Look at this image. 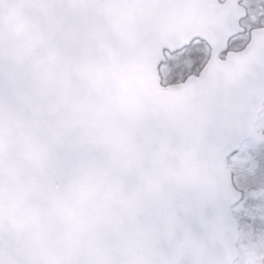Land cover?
Masks as SVG:
<instances>
[{
    "label": "clouds",
    "instance_id": "1",
    "mask_svg": "<svg viewBox=\"0 0 264 264\" xmlns=\"http://www.w3.org/2000/svg\"><path fill=\"white\" fill-rule=\"evenodd\" d=\"M97 2L0 0V264H206L199 148L264 65L238 47L195 86L154 85L151 48L195 0H114L107 31Z\"/></svg>",
    "mask_w": 264,
    "mask_h": 264
},
{
    "label": "snow or ice",
    "instance_id": "2",
    "mask_svg": "<svg viewBox=\"0 0 264 264\" xmlns=\"http://www.w3.org/2000/svg\"><path fill=\"white\" fill-rule=\"evenodd\" d=\"M258 5L264 10V0H258ZM191 7L202 8L197 3ZM249 7L253 12L257 10V4ZM198 18L193 17L189 23H196ZM241 19L246 20L247 13ZM262 22L264 11L242 30L251 33L250 37L245 36L244 43L249 45L254 62L260 65H264ZM200 46L189 41L173 50L168 59L156 60L154 65L150 56L146 71L153 84L178 86L189 82L195 86L200 73ZM238 46L242 47L240 39L227 38L215 61L230 55ZM165 51L168 49H161V55ZM186 56L192 59L190 65L185 63ZM239 89L228 130L199 148L195 207L216 241L208 249L206 264H237L240 247L264 243V82L255 89L241 83ZM238 241L248 243L240 245Z\"/></svg>",
    "mask_w": 264,
    "mask_h": 264
},
{
    "label": "water",
    "instance_id": "3",
    "mask_svg": "<svg viewBox=\"0 0 264 264\" xmlns=\"http://www.w3.org/2000/svg\"><path fill=\"white\" fill-rule=\"evenodd\" d=\"M241 1L226 0V3L221 5L218 0H195V3L202 6L203 14L194 24L189 22L181 24L171 32L162 30L158 40L151 48L150 56L153 65L158 59L166 60V53L171 55L173 50L180 49L189 41L193 43L195 40L204 42L210 48L209 61H215L218 52L224 47L225 40L229 37L234 38L241 33L239 21L245 15L239 6ZM90 7L94 10V21L101 26L102 30L107 31L112 14L117 8L114 0H98ZM107 46L108 40L105 39L101 42V50ZM164 48H167L168 51L161 55V49ZM152 76L155 77L154 70Z\"/></svg>",
    "mask_w": 264,
    "mask_h": 264
},
{
    "label": "flooded vegetation",
    "instance_id": "4",
    "mask_svg": "<svg viewBox=\"0 0 264 264\" xmlns=\"http://www.w3.org/2000/svg\"><path fill=\"white\" fill-rule=\"evenodd\" d=\"M218 2L223 5L226 2V0H218ZM250 4H257V10L255 12H253V10L249 7ZM240 7L245 11V14L247 13V19L246 20L241 19L239 21L240 30L247 29L249 27V23L253 22L255 20V17L257 15H259L261 11H264V10L259 8L258 0H242ZM244 17H245V15H244ZM262 24H264V22H262ZM253 31H255V30H253ZM245 36L250 37L251 33L241 31V33L238 34L234 39H240L242 47H246L248 44L244 43ZM197 43H200L201 46H203L207 49V52H208L207 59L209 60V57H210L209 48L204 43H202L200 41H195L193 44H197ZM208 60H206V62L201 65V67L199 68L200 71L205 67Z\"/></svg>",
    "mask_w": 264,
    "mask_h": 264
},
{
    "label": "rangeland",
    "instance_id": "5",
    "mask_svg": "<svg viewBox=\"0 0 264 264\" xmlns=\"http://www.w3.org/2000/svg\"><path fill=\"white\" fill-rule=\"evenodd\" d=\"M198 52L200 53V56H199V60H200V65H199V68L201 67V65L203 63L206 62L207 57H208V52H207V49L203 46H200L199 49H198ZM185 63L186 64H191L192 63V59L190 57H185Z\"/></svg>",
    "mask_w": 264,
    "mask_h": 264
}]
</instances>
